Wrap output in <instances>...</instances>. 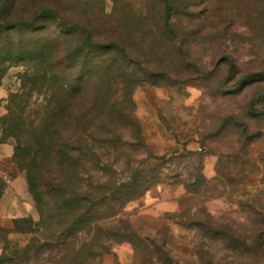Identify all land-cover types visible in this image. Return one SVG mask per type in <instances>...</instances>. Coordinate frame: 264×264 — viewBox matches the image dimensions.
Returning <instances> with one entry per match:
<instances>
[{
    "label": "rangeland",
    "instance_id": "1",
    "mask_svg": "<svg viewBox=\"0 0 264 264\" xmlns=\"http://www.w3.org/2000/svg\"><path fill=\"white\" fill-rule=\"evenodd\" d=\"M170 3L167 24L163 0H9L0 21V264H264V0ZM62 24L127 55L94 51L108 65L82 84L81 105L99 126H120L115 148L98 152L100 184L131 185L138 174L142 185L70 239L43 222L15 160L19 142L34 157L32 136L65 99L38 60L60 41L72 52L83 44ZM9 44L41 50L7 61Z\"/></svg>",
    "mask_w": 264,
    "mask_h": 264
},
{
    "label": "trees",
    "instance_id": "2",
    "mask_svg": "<svg viewBox=\"0 0 264 264\" xmlns=\"http://www.w3.org/2000/svg\"><path fill=\"white\" fill-rule=\"evenodd\" d=\"M163 2L166 10L165 20L168 24L171 20V3L170 0H163ZM8 5L9 0H6L4 8L0 11V21ZM49 15L57 19V15L51 10L42 13V16ZM29 23L30 20L20 22L16 26H26ZM62 27L74 33L84 34L86 37L83 44L72 52L63 41L58 44L53 43L54 46H51L49 50L51 55L38 60H42L44 65L51 67L53 81L60 88L65 99L59 105L57 104V113H52V118L47 117L45 124L41 125V128L32 136L34 157L31 159V154L24 153L26 147L22 148V143L19 142L15 160L27 174L29 190L43 222L46 225H52L59 238L66 236V239H70L76 233L74 230L77 226L87 229L90 233L91 228L99 225L98 216L101 211L115 210L117 206L121 207L136 199L137 191L142 185L138 182V174L134 177L132 175L131 180L135 183L131 185H120L114 188L110 180L105 183L106 185L100 184L97 176L102 170L101 155L98 152L101 149L110 151L115 148L116 141L111 137L116 134L120 126L118 124H111L108 128L99 126L96 120L98 118L89 119L90 113L92 114L91 107L86 110L81 105L84 92L82 84L94 82L97 71L108 65L95 57L94 51L97 54L111 50L121 51L126 60L125 51L118 45L107 48L93 43L89 31L79 26L62 24ZM105 49L108 50L105 51ZM40 50L39 47L29 49L27 46H21L15 50V47L9 44L6 48L9 54L4 59L19 62L32 61ZM108 67L111 68L112 64L110 63ZM72 70L77 72L71 74ZM76 82L77 86H71V83ZM68 99H77V101L74 106H70L66 101ZM48 112L51 113L52 110L50 111L49 108ZM131 126H133L132 122ZM13 129L19 131L20 128L15 126ZM14 135L26 137L16 132ZM69 167L74 168L69 170ZM70 173L72 177L78 178L79 185L76 188H73ZM88 176L90 180L87 183ZM132 189L135 192L133 198H130ZM123 198L126 199L123 200ZM2 232L5 231L0 227V233Z\"/></svg>",
    "mask_w": 264,
    "mask_h": 264
},
{
    "label": "built area",
    "instance_id": "3",
    "mask_svg": "<svg viewBox=\"0 0 264 264\" xmlns=\"http://www.w3.org/2000/svg\"><path fill=\"white\" fill-rule=\"evenodd\" d=\"M199 151H201V149H199Z\"/></svg>",
    "mask_w": 264,
    "mask_h": 264
}]
</instances>
